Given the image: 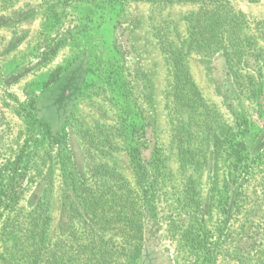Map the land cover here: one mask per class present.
Wrapping results in <instances>:
<instances>
[{"label":"rangeland","instance_id":"rangeland-1","mask_svg":"<svg viewBox=\"0 0 264 264\" xmlns=\"http://www.w3.org/2000/svg\"><path fill=\"white\" fill-rule=\"evenodd\" d=\"M217 3L227 18L239 15L233 37L255 45L193 43L187 17L197 3L0 0V185L21 179V195L5 214L28 211L42 197L50 242H68L69 176L107 164L143 189L129 153L137 133L128 132L139 126L146 151L157 141L167 167L155 181V219L146 212L152 230L135 264H200L202 253L184 239L199 222L207 225L212 264H264V246L248 255L235 246L241 228L264 230V0ZM181 46L198 96L186 87L183 120L174 87ZM2 248L0 241V264Z\"/></svg>","mask_w":264,"mask_h":264},{"label":"trees","instance_id":"trees-1","mask_svg":"<svg viewBox=\"0 0 264 264\" xmlns=\"http://www.w3.org/2000/svg\"><path fill=\"white\" fill-rule=\"evenodd\" d=\"M164 5L176 2L199 4V11L187 17L189 38L199 45H255L254 41L235 39V21L238 14L223 15L218 0H146ZM227 14V13H226ZM216 39V43H213ZM185 44V43H184ZM183 44V45H184ZM185 45H190L186 43ZM184 47L175 52L174 77L176 102L182 109L176 112L183 120L186 104V87H191V76L184 62ZM193 93L195 90L193 89ZM198 97V96H197ZM195 97V103L198 98ZM192 98V96H191ZM192 101V99L190 100ZM122 117L126 122L132 118L126 110ZM127 131V125H124ZM143 125H141L142 127ZM128 134L137 133L134 145L129 153L135 166L137 179L143 189L131 187L124 176L114 172L107 164H93L89 167V176L79 174L69 176L63 195L65 216L71 226L68 242L60 239L53 243L48 237L51 217L47 210V202L40 197L28 210L18 209L12 213L6 208L18 201L21 191L20 178L11 176L0 185V217H4L0 227L2 242L1 264H135L144 249L147 229L143 218L147 212L149 218L155 219V181L166 174V157L159 149V143L149 152L145 144V131L139 126ZM216 126H213V130ZM179 136L184 139L183 128L179 127ZM51 134V133H50ZM210 141L217 135L208 132ZM183 142V141H182ZM239 154V153H238ZM236 154L235 168L244 165L242 155ZM187 152L183 143L180 145V165L186 167ZM18 163L17 159L14 164ZM3 186V187H2ZM2 187V188H1ZM191 186L189 187L190 190ZM195 191L190 190L191 197ZM81 231H73L76 227ZM148 223H150L148 221ZM205 222L189 225L184 229V239L188 246L202 253L200 264H212L213 255L209 243ZM120 242V246L114 244ZM236 251L240 255H248L260 246H264V230L259 233L256 225L241 228L240 237L236 242Z\"/></svg>","mask_w":264,"mask_h":264}]
</instances>
